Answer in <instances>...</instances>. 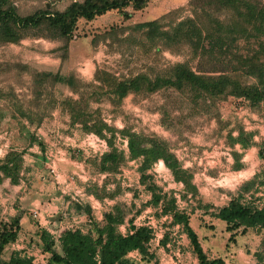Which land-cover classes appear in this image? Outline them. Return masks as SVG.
Segmentation results:
<instances>
[{"label": "trees", "instance_id": "obj_1", "mask_svg": "<svg viewBox=\"0 0 264 264\" xmlns=\"http://www.w3.org/2000/svg\"><path fill=\"white\" fill-rule=\"evenodd\" d=\"M149 1L75 0L63 10L39 9L20 15L13 8L11 0H0V43H18L24 32L30 29L45 30L46 36L50 38L70 39L80 19L90 21L112 10L129 17L131 13L126 10L129 6L135 11L141 10ZM189 6L194 17L180 20L170 29H164L162 20L165 16L136 23L132 29L142 32L151 46H156L158 42L165 46L188 43L193 54L199 58L197 71L187 62L175 63L166 73L153 77L142 72L122 77L106 70H98L95 73L98 84L86 85L90 87L87 94L80 93L84 85L74 75L63 76L58 72L47 74L54 82L64 84L81 94L78 99L65 97L60 101L62 111L69 114L70 125L77 124L83 133L95 134L107 143V151L98 158L86 159L85 162H90L99 174L112 175L118 173L127 161H138L139 182L149 193L150 199L127 220L125 233L121 232L120 227L126 224L128 214L121 204L116 203L103 213L102 221L94 220L92 230H64L58 239L59 251L55 247V240L41 228L38 244L49 254L46 264H134L127 259V254L132 251H138L145 261L154 260L155 254L149 250V243L155 236L154 228L146 223H134V218L145 206L155 209L154 216L157 219L168 216L169 226H181L198 264H226L222 257L207 256L198 234L190 225V214L179 208L174 192L164 191L149 173L155 163L163 161L173 180L184 186L180 198L185 201H189L188 196L197 198L198 188L193 182L194 175L191 170L183 167L169 142L133 128L117 129L105 121L100 107H91V102L100 103L102 98H106L114 107H120L123 99L131 93L151 94L160 89L173 88L181 92L189 91L195 102L202 99L205 106L233 96L246 100L255 109H264V0H190ZM223 14L227 15L225 20L220 18ZM251 40L255 45L243 48L241 43L246 44ZM67 48L65 45L64 50L67 51ZM243 77H251L253 82L243 81ZM49 100L47 105H42L41 101L37 103V111L34 112L36 124L41 122L47 107L55 102L54 97ZM17 110L21 117L33 122L30 108L27 111L22 108ZM237 130L236 136L232 134V130L227 133V143L231 147L234 144L243 147L253 144V132H245L240 126ZM117 138L126 141L127 152L118 148ZM34 142L43 148L44 143L30 135L29 146ZM261 151L262 147L259 149L260 155ZM24 152V149H10L0 157V183L4 178L17 182ZM234 154L236 158L237 155ZM105 184L106 182L102 185L103 188H106ZM262 187L264 170L244 182L236 196L211 213L213 217L225 222V231L230 233L228 241L236 242L238 234L244 235L250 229L264 232V204L258 206L254 203L255 193ZM249 192L251 196L247 201L244 194ZM86 193L99 196L96 189L87 188ZM106 194L109 198L115 195L114 191ZM198 206L205 210L210 208L200 202ZM70 208L75 210L72 213L94 216L89 205L74 202ZM20 220L21 213L10 218L0 216V264H34L31 257L21 255L18 251L12 252L8 259L4 256L5 248L15 242L21 233ZM169 241L168 233L165 232L159 245L165 247ZM255 256L264 264V234Z\"/></svg>", "mask_w": 264, "mask_h": 264}, {"label": "rangeland", "instance_id": "obj_2", "mask_svg": "<svg viewBox=\"0 0 264 264\" xmlns=\"http://www.w3.org/2000/svg\"><path fill=\"white\" fill-rule=\"evenodd\" d=\"M72 1L75 0H11V3L18 14L26 15L39 9L63 10ZM189 1L150 0L141 10L135 11L129 6L126 9L131 13L129 17H125L122 12L112 10L90 21L80 19L70 39L50 38L46 36L45 30L30 29L24 32V36L18 43H0V117L11 118V115L18 113L17 108L25 111L29 108H37L40 100L70 95L75 99L80 97L81 94L67 90L59 82H54L52 77L47 75L48 73L74 75L84 85L80 93L87 94L90 92V87L86 85L98 84L95 79V73L98 70H106L115 76L122 77H130L140 72L153 77L166 73L175 63L187 62L193 70L197 71L199 58L193 54L188 43L165 46L158 42L156 46H151L142 32L132 29L136 23L162 16H165L162 20L164 29H170L174 23L185 18H193L194 14ZM226 16L223 14L220 18L225 20ZM65 45L68 46L67 51L64 50ZM241 45H244L243 48H248L255 43L251 40ZM243 81L251 83L253 79L243 77ZM69 91L72 93L69 94ZM223 101L225 100L205 106L202 99H197L195 102L192 93L187 90L181 92L168 88L151 94L131 93L123 99L120 107H114L106 98H102L100 103L91 102V107H100L105 121L117 129L133 128L138 132L157 135L169 142L178 159L187 164L185 168L192 171L193 182L198 188L197 198L192 199L188 196L189 201L180 198L184 186L173 180L170 170L165 165L157 162L149 173L164 191L174 192L179 208L185 209L190 214L192 225H205L208 229L210 218L213 217L211 213L216 208L226 205L232 197L237 195L241 185L251 179V177L245 179L249 171L229 173L236 170V165L232 157V147L227 143L226 136L229 130H234L239 125L238 107L240 105L232 104V107H224ZM9 120H1L2 127L8 124L14 126L12 123H15V120ZM233 134L236 136L237 131ZM29 137L30 135L25 133L5 135L0 132V147L13 144L18 148L24 147L26 150ZM259 137L258 135L256 143L262 147V153L257 155L259 149L253 154L249 151L247 161L252 163L251 155H254L258 161L256 167L262 171L264 170V135L261 136L263 139ZM63 138H58L61 145L57 144V147L70 152L71 158L79 167L61 160L59 171L63 176L60 177V181L55 179L50 171L51 167L48 166L55 161L53 156L55 152L52 154L45 145L41 149L35 143L36 145L32 147L33 151H30V156L27 157L30 162L36 161L42 167L46 177L42 183L48 187L47 193L58 197L56 200L50 194L47 197H53L52 200L46 201L51 203V201L69 200L71 203L79 202L90 206V200L86 195H92V203L96 207L92 209L90 206L93 214L94 211L102 213L104 209L109 211L113 205L119 203L128 214L126 224L120 227L121 232L125 233L127 220L136 209H140L150 199L149 193L139 182L138 161H127L118 173L102 176L96 172L90 162H85L86 159L99 157L93 152L97 146L92 140L84 135L80 136L78 141L74 140L73 144L66 146V140ZM116 145L127 152L124 140L117 138ZM5 149L8 151L7 148ZM240 149L237 145L235 151ZM210 150H214L212 153L214 159L203 158L202 151L208 153ZM200 157L202 159L199 161ZM69 178L75 186L72 189L62 185H66ZM104 182L108 189L102 187ZM87 188L96 189L99 196L86 193ZM112 191L115 195L109 198L106 193ZM259 191L254 196L256 198L254 203L261 206L264 204V196H261ZM250 196V192L245 193L244 199L249 201ZM260 197H263V201L257 199ZM198 202L201 205H209L211 210L199 207ZM58 206V218L62 216V213L68 216L71 211H75L73 208L69 210V207L66 209ZM154 212L155 209L152 206H145L134 218L136 225L150 221L159 236L167 232L170 238L167 246H161V251L156 254L152 264H179L181 260L185 262L195 257L191 250L190 255H184L189 252L190 245L186 235H183L181 231V226H169L168 218L157 219ZM30 219L34 221L32 216ZM249 231L253 244L249 243L242 247L243 253L247 247H251L247 249L246 259L242 264H252L247 258H251V249L255 247V243L261 241L264 234L263 231L254 229ZM217 241V253L230 252L229 249L236 245L235 242L227 241L223 251L224 237L220 236ZM35 245L38 249L40 248L38 243ZM179 248L180 251L177 254ZM181 252H183L182 255ZM6 254H8L7 251L5 257H7ZM235 255L236 253L228 254L233 258Z\"/></svg>", "mask_w": 264, "mask_h": 264}, {"label": "crops", "instance_id": "obj_3", "mask_svg": "<svg viewBox=\"0 0 264 264\" xmlns=\"http://www.w3.org/2000/svg\"><path fill=\"white\" fill-rule=\"evenodd\" d=\"M67 90L70 88L64 84ZM71 90V89H70ZM71 94L72 92L69 91ZM65 97H73L65 96ZM65 97H54L55 102L50 106L47 107L45 110L41 122L39 124L35 123V113L37 111V108L31 109L32 113H30V117L32 118L33 122H29V119L26 117H21L18 113L11 115V118H2L0 117V132L7 135L11 133H15L16 135H23L29 134L34 135L39 141H42L45 148H49L50 151L55 152L53 154L54 156V162L51 163V165H48L51 168H54L56 173H60L61 163L60 161L65 160L66 162H69L70 164H75L77 162L74 161V159L71 158L70 152H65L62 147H57V144L61 145V142L58 140V138H63V140H66L65 145H71L74 140H79L80 136L86 135L83 133L79 126L76 124L75 126L70 125V117L69 114L65 111H62L60 107V101ZM75 98V97H73ZM41 101V100H40ZM49 99H45L41 101L42 105H47L49 103ZM232 104L240 105L238 107V113H239V121L238 126L242 127L245 132H253V144L247 147H243L240 144H234V146L231 148L232 151V157L234 159L235 165H238L236 167L235 171L229 172V173H246V171H249V174L245 176V179L253 178L254 175L259 174L260 169H258L256 166L258 164V161H256V157L254 155H251L252 163L247 161V155L250 151L251 154L253 152L260 149L261 146L256 143L258 139V135L260 136V139H263L261 136L264 135V109L256 110L255 108L251 107L250 105L246 104V101L242 98H236L233 96L228 97L225 101H223L224 107H232ZM15 120L14 126L8 124L6 127H2V121L6 120L10 121ZM11 126V127H10ZM237 126V127H238ZM236 129L232 130V134L234 131L238 130ZM134 130V129H133ZM230 131V130H229ZM234 135V134H233ZM72 139V140H71ZM71 140V141H69ZM34 142L32 145L29 146V140L26 144V150L24 147H16L17 145L10 144L7 145V150L10 149H16L18 151L25 150L23 154V165L21 168V171L19 173V177L17 182L13 183L10 178H4L3 181L0 183V216L4 218H10L13 217L19 213H21V233L16 239L15 242L9 244L5 248V252L7 251L8 254H6V259L9 258L10 254L14 251H18L23 255L25 250H28L29 248L33 247V252L35 254L34 264H46L47 260L49 258V254L42 250L40 247L35 245V243H39V230L42 228L43 225L40 223L39 220L34 219L32 221L30 219L31 212L33 210L39 211V217L41 218V221H43V218H46L49 222L48 228L50 230H60L62 229L66 224H72L75 226V228H78L82 232H87L88 230H92V224H88L86 222V215L85 213H72L70 212L68 216L62 213V216L59 218L58 215V209L60 205L62 208H70L71 202L68 200L56 202L51 201V203H48L46 200L51 199L53 197L48 198L52 193L48 192V187L45 186L44 181L46 179L44 172L42 170V167H40L36 161L30 162L27 158L30 156V151H33L32 147H34L36 144ZM38 144V143H37ZM240 146V150L235 151L236 146ZM230 146V145H229ZM258 147V148H257ZM8 151H4L6 154ZM27 152V154H26ZM257 155H259V150L257 151ZM238 157V160L235 158V154ZM4 154V155H5ZM29 154V155H28ZM3 155V156H4ZM68 158V159H67ZM207 158V157H206ZM202 159V158H201ZM135 160H131L133 162ZM30 162V163H29ZM56 162V163H55ZM182 162V161H181ZM127 163V162H126ZM161 165H164L163 161H159ZM183 167L185 168L187 164L185 162H182ZM79 167L78 164H75ZM240 165V166H239ZM121 170V168H120ZM105 174H102L104 176ZM40 180V181H39ZM43 182V183H42ZM57 183V182H56ZM65 188H74L73 182H66ZM61 186V185H60ZM60 186H57V188H60ZM106 189H108L106 187ZM261 191V196H264V187L259 189ZM259 191V192H260ZM183 192V190H182ZM256 194V193H255ZM56 200H58L57 196H54ZM66 199V198H65ZM104 200V199H103ZM260 201H263V197H260ZM64 205V206H63ZM69 210H72L71 208ZM211 209H209L210 211ZM93 218L95 221H102L103 213L105 212V209L100 213V211H94ZM89 216V215H87ZM211 221L209 224L208 229L205 227V225L201 226L198 225H192L190 221L191 227L195 230V232L198 234V237L201 242V246L207 256L209 258H215V257H222L226 264H242L245 262L246 259V251L247 249H250L251 247H247L245 250V253L242 251V247L245 245L247 246L249 243L253 244V241L251 240L252 237L250 235V231L248 230L244 235L238 234L236 236V245L231 247L229 249L230 252L226 253H217L216 248L218 247V238L224 237V246L223 251H225V246L227 244L228 238L230 236L229 232L225 231V222L215 218L211 217ZM128 226V225H127ZM212 226V227H211ZM178 227V225H177ZM127 228V227H126ZM125 228V231L127 230ZM45 229V228H44ZM121 229V228H120ZM46 230V229H45ZM47 231V230H46ZM51 238L55 240V247L59 251V240L54 238V235H52L49 231H47ZM183 233V232H182ZM183 235H185L183 233ZM161 235L159 236V239H152L149 243V250L150 252H153L156 256V254L160 253L161 246L159 245V240L161 239ZM168 244H166L167 246ZM186 246V245H185ZM254 246V245H253ZM260 246V240L255 243V247L251 249V258H247L249 262L252 264H262V262H259L258 259L255 256V252L259 250ZM34 248L37 249V251L34 250ZM177 254H179L180 248L177 249ZM236 253L235 257L228 256V254ZM175 254V253H174ZM183 252H181V255ZM190 255V249L189 252H186L184 255ZM5 255V253H4ZM183 255V256H184ZM226 256H228L226 258ZM127 259H129L130 262H133L134 264H152V261H145L141 258V254L138 251H132L127 254ZM179 261V259H177ZM169 263V261H166ZM198 264V261L195 257H191L189 261L181 262L179 261V264Z\"/></svg>", "mask_w": 264, "mask_h": 264}, {"label": "built area", "instance_id": "obj_4", "mask_svg": "<svg viewBox=\"0 0 264 264\" xmlns=\"http://www.w3.org/2000/svg\"><path fill=\"white\" fill-rule=\"evenodd\" d=\"M246 101V100H245ZM246 104H248V102L246 101ZM86 137L90 140H92L95 145L97 146V149H94L93 152L94 153H97L98 156H100L102 153H104L105 151L108 150V146H107V143L105 142L104 139H101L99 138L98 136H96L95 134H86ZM124 144L126 145V141L124 140ZM5 148H7V145H4L2 147H0V157H2V155L4 154V151L6 150ZM3 152V153H2ZM206 151H202V154H203V158H209V159H214V155L212 154L214 152V150H210L208 151V153H205ZM201 160V157L199 158V161ZM159 162V161H158ZM205 169V168H204ZM50 171L53 173L55 179L57 181H60V177L63 176L61 174H58L56 173L55 169L54 168H50ZM66 180V179H65ZM68 182H73L71 178L68 179ZM69 189H72L69 187ZM84 194V193H83ZM86 197L90 200V206L92 207V209H95L96 207L93 205L92 203V200H93V197L92 195H86ZM97 201V200H95ZM31 216L32 218L34 219H37L40 221V223L43 225V228H45L47 231H49L52 235H54V238L55 239H59L61 233L66 230V229H71V228H74V229H78V228H75L74 225L72 224H66L62 229L60 230H50V228H48V224L49 222L47 221L46 218H43V221H41V218L39 217V211L38 210H33L31 212ZM168 216H165L164 218H167ZM169 218V217H168ZM86 222L88 224H92L94 222V218L93 217H90V216H87L86 215ZM135 223V222H134ZM143 224V223H142ZM146 224H149V225H152V227L154 228V231H155V236L153 239H159V235L157 234L156 230H155V227L153 226V224H151L150 221L146 222ZM141 225V224H140ZM33 247L32 248H29L28 250H25V252L23 253V255L27 256V257H31L32 259L35 258V254L33 252ZM35 251H37L36 248H34ZM33 263H34V259H33Z\"/></svg>", "mask_w": 264, "mask_h": 264}, {"label": "water", "instance_id": "obj_5", "mask_svg": "<svg viewBox=\"0 0 264 264\" xmlns=\"http://www.w3.org/2000/svg\"><path fill=\"white\" fill-rule=\"evenodd\" d=\"M258 231H259V229H258Z\"/></svg>", "mask_w": 264, "mask_h": 264}]
</instances>
